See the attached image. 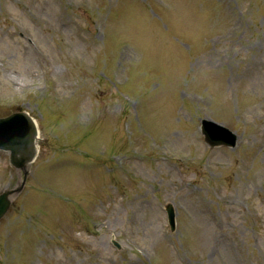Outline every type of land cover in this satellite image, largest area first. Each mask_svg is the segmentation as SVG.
<instances>
[{
	"label": "rangeland",
	"instance_id": "obj_1",
	"mask_svg": "<svg viewBox=\"0 0 264 264\" xmlns=\"http://www.w3.org/2000/svg\"><path fill=\"white\" fill-rule=\"evenodd\" d=\"M161 4L177 15L149 0H0V116L27 110L41 127L39 155L0 221V264H187L179 250L193 239L204 255L196 264H264V0ZM112 68L129 83L118 92L97 75ZM180 88L203 101L186 107ZM203 118L241 127L238 147H209ZM143 135L198 159L157 162ZM131 146L146 161L129 157L116 171ZM22 181L0 151V191ZM208 196L235 224L222 256L211 220H187L178 207L206 214Z\"/></svg>",
	"mask_w": 264,
	"mask_h": 264
},
{
	"label": "water",
	"instance_id": "obj_2",
	"mask_svg": "<svg viewBox=\"0 0 264 264\" xmlns=\"http://www.w3.org/2000/svg\"><path fill=\"white\" fill-rule=\"evenodd\" d=\"M204 132L208 142H213L216 137L212 126L205 123ZM37 129L34 121L25 113L13 114L7 118L0 119V148L10 150L12 162L24 168L35 157V141ZM227 144H231L227 140ZM9 201L2 202L5 210L8 208ZM3 211L0 213V217Z\"/></svg>",
	"mask_w": 264,
	"mask_h": 264
}]
</instances>
